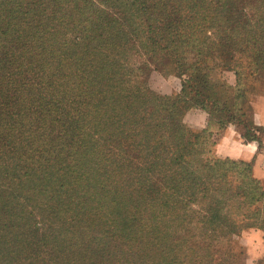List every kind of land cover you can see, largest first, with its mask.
Returning <instances> with one entry per match:
<instances>
[{
    "label": "trees",
    "instance_id": "1",
    "mask_svg": "<svg viewBox=\"0 0 264 264\" xmlns=\"http://www.w3.org/2000/svg\"><path fill=\"white\" fill-rule=\"evenodd\" d=\"M254 82L264 0H0V264H247L264 183L216 146L264 152Z\"/></svg>",
    "mask_w": 264,
    "mask_h": 264
},
{
    "label": "crops",
    "instance_id": "2",
    "mask_svg": "<svg viewBox=\"0 0 264 264\" xmlns=\"http://www.w3.org/2000/svg\"><path fill=\"white\" fill-rule=\"evenodd\" d=\"M251 105L253 121L258 126L264 127V95L252 96ZM185 120L194 130H201L207 127V115L201 111L190 112ZM212 131L217 133L218 129L213 128ZM216 152L221 158L253 163L255 176L264 183V152L259 151L257 143L244 141L236 126L231 125L221 133ZM258 233L262 243L254 249L255 251L249 249L250 256L247 264H257L259 259L264 258L263 234L261 231Z\"/></svg>",
    "mask_w": 264,
    "mask_h": 264
},
{
    "label": "rangeland",
    "instance_id": "3",
    "mask_svg": "<svg viewBox=\"0 0 264 264\" xmlns=\"http://www.w3.org/2000/svg\"><path fill=\"white\" fill-rule=\"evenodd\" d=\"M192 57V56H190ZM189 57V58H190ZM183 58H187V54L183 55ZM161 70V71H160ZM159 71L155 72L151 78V86L154 88L156 91L161 92L162 94H171L173 91L179 89V84L180 81L178 78L174 77L171 75V70L169 69H163V67ZM225 77L228 79V81L233 80L235 81V76L233 73H228L225 75ZM262 85L260 82H254L253 83V88L251 91H255L258 95L256 96H262L264 95V89L261 87ZM252 96L249 97L250 101L252 99ZM251 116V112L249 113ZM252 117V116H251ZM249 230L243 233L241 238L239 239L241 244L243 246H246L247 250V257L249 258V249L252 251H255L254 249L257 248L259 245H261L262 241L260 239L259 231H253ZM248 260V259H247Z\"/></svg>",
    "mask_w": 264,
    "mask_h": 264
}]
</instances>
